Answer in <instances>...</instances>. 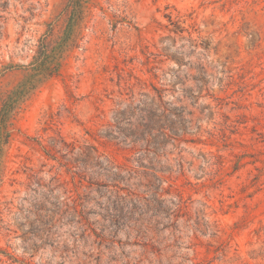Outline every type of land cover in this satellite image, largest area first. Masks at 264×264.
<instances>
[{"label": "rangeland", "instance_id": "1", "mask_svg": "<svg viewBox=\"0 0 264 264\" xmlns=\"http://www.w3.org/2000/svg\"><path fill=\"white\" fill-rule=\"evenodd\" d=\"M142 102L160 201L75 209ZM0 264H264V0H0Z\"/></svg>", "mask_w": 264, "mask_h": 264}, {"label": "trees", "instance_id": "2", "mask_svg": "<svg viewBox=\"0 0 264 264\" xmlns=\"http://www.w3.org/2000/svg\"><path fill=\"white\" fill-rule=\"evenodd\" d=\"M57 61L54 56L49 57L46 65L44 64L40 67L38 76L46 77L54 74V69L58 66ZM156 94V98L160 101L161 93ZM144 95L145 97L147 96V94ZM151 99L152 101L154 100V98ZM9 106L10 101L8 100L2 106L4 113L8 112ZM163 110L162 115L168 111L165 108ZM137 112L139 115L135 124L128 123V128L124 130L117 129L119 134L123 136L120 143L134 152L132 160L134 166L132 168L115 164L108 156L98 154L97 149L92 146L88 147L84 152L78 153L80 159H76L75 163L80 162L84 165H89L91 168L97 167L98 173L90 178L88 194L85 195L80 203L74 201L75 209H77V206H83V203L93 200L89 198L91 191L98 194L99 198L108 194L107 203L116 212L121 211L126 201L132 202L133 210L138 209L137 204L143 203L142 205L148 207L149 204L160 201L163 179L157 175L162 171L155 166L154 161L158 156V145L154 143L152 135L157 133V137L167 138L169 141H174V137L178 135L172 129L162 126L153 127V118L156 117V112L147 108L145 102H142ZM123 114L121 113L120 116H124ZM130 119L131 116L127 118V120ZM76 167H78L80 173L84 174L85 171L80 166ZM83 176L85 177V175ZM130 180H133L134 183L131 184ZM176 198L174 212H180L184 202L180 194H177ZM145 213H147V209Z\"/></svg>", "mask_w": 264, "mask_h": 264}]
</instances>
